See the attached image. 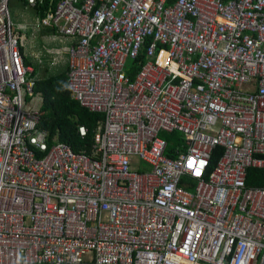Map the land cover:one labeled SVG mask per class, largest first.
Wrapping results in <instances>:
<instances>
[{"label": "built area", "instance_id": "1", "mask_svg": "<svg viewBox=\"0 0 264 264\" xmlns=\"http://www.w3.org/2000/svg\"><path fill=\"white\" fill-rule=\"evenodd\" d=\"M11 2L0 264H264V185L247 184L264 171V0H51L34 28L73 42L71 99L104 115L91 154L41 128Z\"/></svg>", "mask_w": 264, "mask_h": 264}, {"label": "trees", "instance_id": "2", "mask_svg": "<svg viewBox=\"0 0 264 264\" xmlns=\"http://www.w3.org/2000/svg\"><path fill=\"white\" fill-rule=\"evenodd\" d=\"M51 0H44L33 9L40 18L50 8ZM55 4L52 6L54 8ZM28 66V63L25 62ZM68 70L49 79L39 80L35 85V93L43 98L41 109V128L49 133L50 141L57 139L59 143L69 146L73 153L91 154L94 150L95 135L104 115L92 113L83 108L79 102L72 100L67 87ZM33 77L35 73L32 74ZM85 128L87 135L82 138L80 129ZM222 153L218 148L211 165L214 167ZM249 186L264 185V171L251 170L248 176Z\"/></svg>", "mask_w": 264, "mask_h": 264}, {"label": "crops", "instance_id": "3", "mask_svg": "<svg viewBox=\"0 0 264 264\" xmlns=\"http://www.w3.org/2000/svg\"><path fill=\"white\" fill-rule=\"evenodd\" d=\"M29 11L32 13L34 12V14L32 15L31 13L29 23L27 24L28 26L26 25L28 30L26 32L23 31L22 34L25 39L23 51L25 55V62H30V65L28 66L36 74L34 77L37 81H39L49 79L66 72L69 66V57L65 52L73 42L69 40L57 41L54 39L55 35L50 29L34 28V24H36V22H38L41 18L33 8H29ZM20 24L24 25L23 23ZM31 62L32 64L36 63L39 66L38 73L37 70L32 67ZM38 102L40 101L38 100L36 105H39Z\"/></svg>", "mask_w": 264, "mask_h": 264}, {"label": "rangeland", "instance_id": "4", "mask_svg": "<svg viewBox=\"0 0 264 264\" xmlns=\"http://www.w3.org/2000/svg\"><path fill=\"white\" fill-rule=\"evenodd\" d=\"M10 8H11V13H12L13 19H14L16 24L23 23L24 25H27L29 23V20H30L29 17L31 16L32 12L29 11V8H26L25 2H22L20 0H12ZM33 14H34V12L32 13V15ZM27 63H28V65H30L29 61ZM31 64H32V62H31ZM32 67H34V69L37 70V73H38V67L39 66L36 63H33ZM35 76H36V74H35ZM38 104H40V102H38ZM41 105H42V103H41ZM164 137L171 140V142H173L174 144L178 145L179 141L182 140V138L184 136L181 133L177 132L175 134L164 135ZM134 160L139 161L137 158H134ZM144 166L146 169H148V166H146V165H144Z\"/></svg>", "mask_w": 264, "mask_h": 264}, {"label": "clouds", "instance_id": "5", "mask_svg": "<svg viewBox=\"0 0 264 264\" xmlns=\"http://www.w3.org/2000/svg\"><path fill=\"white\" fill-rule=\"evenodd\" d=\"M29 67V66H28ZM34 73V72H33ZM33 76V75H32Z\"/></svg>", "mask_w": 264, "mask_h": 264}]
</instances>
